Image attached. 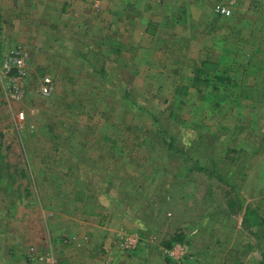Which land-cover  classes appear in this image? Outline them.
<instances>
[{
  "label": "rangeland",
  "instance_id": "rangeland-1",
  "mask_svg": "<svg viewBox=\"0 0 264 264\" xmlns=\"http://www.w3.org/2000/svg\"><path fill=\"white\" fill-rule=\"evenodd\" d=\"M173 1L140 8L131 38L132 15L101 25L106 8L93 12L98 25L87 33L47 27L29 0L11 24H0L5 48L28 45L30 53V93L9 100L0 86V264H19L27 246L44 244L41 202L59 201L61 212L87 194L100 203L93 215L122 203L126 231L142 238L131 251L113 241L109 264H177L163 252L178 231L185 240L171 244H188L189 264H262L264 0ZM217 4L231 15L216 12ZM147 27L167 49L146 50L150 69L143 50L132 51L156 45ZM198 68L210 80L202 78L203 91L192 82ZM43 76L54 80L50 96L37 91ZM58 175V194L43 197ZM248 206L262 225L244 222Z\"/></svg>",
  "mask_w": 264,
  "mask_h": 264
},
{
  "label": "crops",
  "instance_id": "crops-1",
  "mask_svg": "<svg viewBox=\"0 0 264 264\" xmlns=\"http://www.w3.org/2000/svg\"><path fill=\"white\" fill-rule=\"evenodd\" d=\"M107 1H115L117 3L115 4V6H112ZM167 1H169L171 4L172 0H167ZM177 1L180 0H175L173 2L175 3ZM21 2H28V0H0V24L3 25L7 23L11 24L14 21L13 20L15 19L14 13L18 11L21 5H24V3L20 4ZM29 2H32L31 8H33L34 11L36 12L39 11L42 14V16L45 17L43 21L44 23H46L47 27L58 28L59 27L57 24L58 22L63 26V28L65 26H71V25L74 27L75 26L81 27L82 29H84L83 30L84 33L90 32L95 27V25H98V22L96 21L97 16L92 15L93 12L95 11H97L98 14H100V10L106 8L104 9L105 11L102 10V12H104V15L106 16L105 17L106 22H99L101 25H105V26H108V20H110V22L111 20L114 21L115 22L114 25L118 26L119 21L121 19L123 20L128 16L132 15L131 23L128 22V19L126 20L129 29H131V35H132L131 36L130 33L128 32L129 36H127V38H131L135 36L136 33V30L134 28L135 27L134 25L136 23L135 19H136V15L139 14L141 16L140 8L149 10V3H151L150 0H105V1L104 0H56V2L52 0H48L47 4L40 2V0H29ZM141 3H145V5H142ZM137 10H139V12H137L134 15V12ZM63 11H66L67 13H62ZM148 16H150V14ZM61 18H63L64 20H62ZM123 24L125 27H127L126 23L123 22ZM6 28L9 29V33H14L15 31V30L12 31L9 27ZM119 28H121V26L116 27L117 30ZM154 30L155 29H149V27H147V29L145 30V36L146 35L149 36V40H152V42L155 41L156 45L153 44L154 45L153 46L152 43H150V45L145 48H137L132 46L134 48V49L132 48L133 49L132 51L134 52L133 55H135L138 50L140 49L143 50L144 56L142 59L143 60L142 63L144 65L143 67L146 68H149L148 66H151V63H149L151 59L150 55L144 54L146 53L147 49L151 48V51L155 54H156L155 51L167 50L165 46L161 44L164 38L161 39L160 36L159 37L156 36ZM158 32L161 33L162 35L166 33V31H163L162 29L159 30ZM153 38H155V40ZM119 40L121 39L119 38ZM131 41L134 43L133 40ZM1 42H3L2 37H1ZM123 45H125V48H128L126 44ZM25 47H28V45H25ZM119 48L117 47V50H120ZM112 50H116V48H113ZM61 177H62L61 175L55 177L54 181L52 182V187L50 188L49 185L48 186L49 189L42 192L44 194L43 197L45 196V194H53V195L58 194L59 187L57 184L53 185V183H56L57 181H61L62 179H58ZM67 187H68L67 192H70V189L72 188L70 181L67 182ZM67 200L70 199L67 197ZM41 201L44 200L42 199ZM41 203H42L41 204L42 208L48 212V214L44 213V215H48V217H45L46 225H47V230H45L46 234L45 233L43 234V239L45 240V242L44 241L42 242L44 244H40L36 242V243H31L30 245L35 244L41 248H46L56 251L57 253L56 252L55 253L57 254L58 257L59 255L61 256L63 254L61 256L62 264H79L78 259H80V255L76 257L75 254L77 251H79V248H81L82 246L84 250L82 253L83 256L81 260L83 261L82 264H100L101 258H104V261H106L108 264L110 263V261L113 260L111 257L112 255L109 252V249L111 248L110 246L112 245V242L116 240L118 233H120V231L122 230L127 229L128 227L127 223H129L127 222L128 216L126 217L124 215L125 212L121 211L122 203L120 205L114 204V207H112L111 204H108V208L106 207L103 212H101L100 214L97 213L96 215L91 214V211L94 209V207H96L100 203L96 202L95 197L94 196L92 197L91 194L85 195L84 200L82 202H74L75 205H72L71 202L69 201L70 204L66 209L70 210V212L74 209H80V212L72 211V213L66 215L64 213L67 212V210L61 212L58 211L60 210L59 206H61L59 201L57 205H49L46 202H41ZM55 211H56L55 216L51 215L54 214ZM129 219L135 222V218L133 215L129 216ZM134 232H138V231H134ZM62 239H65L66 243H61ZM95 239L99 240L97 243L99 247L97 246ZM29 246L26 247L23 253L24 260L22 259L21 262H19V264H27L25 256L27 254ZM140 252L136 253L135 257H138V254ZM163 254L165 255L167 253L164 251ZM190 254L193 255L191 248H190ZM202 256L205 255L202 253Z\"/></svg>",
  "mask_w": 264,
  "mask_h": 264
},
{
  "label": "built area",
  "instance_id": "built-area-1",
  "mask_svg": "<svg viewBox=\"0 0 264 264\" xmlns=\"http://www.w3.org/2000/svg\"><path fill=\"white\" fill-rule=\"evenodd\" d=\"M216 12L223 16H229L232 10L224 4L216 5ZM30 53L23 45H14L5 48L0 36V86L5 91L8 99L22 101L29 93V62ZM55 89L54 80L50 76L40 78L37 91L42 96L52 95ZM21 121L26 120V112H18ZM140 233L126 230L118 233L115 245L121 250H135L141 241ZM165 252L177 264H189L193 255L185 242H177L171 247L165 248ZM27 264H60L59 257L51 249L41 248L35 244L29 246L25 256Z\"/></svg>",
  "mask_w": 264,
  "mask_h": 264
},
{
  "label": "trees",
  "instance_id": "trees-1",
  "mask_svg": "<svg viewBox=\"0 0 264 264\" xmlns=\"http://www.w3.org/2000/svg\"><path fill=\"white\" fill-rule=\"evenodd\" d=\"M208 67H210V65L208 64ZM205 78L206 80L205 81H208L209 83H210V80H209V78L208 77H206V75L204 74V70H202L201 68L199 69H197V70H195V75H194V77H193V79H192V82L194 83V85H197V86H195V87H198L199 89L198 90H201V91H203L201 88V86L199 85L200 84V82L202 81V78ZM220 77H218V78H215V80H218V81H220V79H219ZM217 84V83H216ZM220 84H224L225 86L224 87H226L227 85V83L226 82H224V83H220ZM217 87H218V84H217ZM245 218H244V222H247V225H249V226H260V225H262V223H263V220L262 219H258V217H257V219H256V212H255V210L254 209H252L251 207H247V209H246V212H245ZM247 219V221H245ZM185 234H184V232H182V231H178L177 233H175L173 236H172V238L169 240V241H165V243L166 244H168V245H172L171 243H173V242H176V241H182V240H185ZM261 263L262 264H264V249H263V252H262V258H261Z\"/></svg>",
  "mask_w": 264,
  "mask_h": 264
}]
</instances>
